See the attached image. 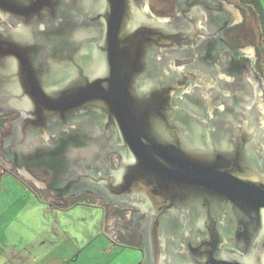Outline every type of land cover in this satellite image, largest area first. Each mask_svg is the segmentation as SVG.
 <instances>
[{"label": "flooded vegetation", "instance_id": "obj_1", "mask_svg": "<svg viewBox=\"0 0 264 264\" xmlns=\"http://www.w3.org/2000/svg\"><path fill=\"white\" fill-rule=\"evenodd\" d=\"M150 1L144 13L157 26L167 30L168 35L147 47V68L137 78L140 91L175 88L176 102L170 116L174 123H183L187 128L188 145H219L224 137L229 139L238 134L234 133L235 126L241 129L248 125L250 131L260 137L257 152L259 158L264 159L263 14L250 0L249 3L246 0ZM64 6L66 9L60 12L62 20L43 21V38L30 36L29 40L37 48L41 80L49 90L81 84L93 69L99 67L100 70L104 64L100 66L99 62L104 60L101 52L104 31L99 38L95 37L93 8L87 3H66ZM75 16L83 19L76 20ZM65 17L69 18L65 20ZM6 21L3 25H8L13 34L21 30L20 21ZM179 33L185 37H175ZM166 59L170 65L165 69ZM194 94L200 96L197 103V100L191 101ZM87 105L85 109L64 116L52 113L49 117L35 115L29 120L23 113L13 117L17 110L1 114L0 121L8 120L4 127L10 132L7 135L0 131L4 136V141H0V168L50 211H64L80 203L91 206L88 193L92 192L93 199L103 203L98 207L104 214L113 204L118 205L115 211L111 210L114 215L130 212L132 221L118 220L112 225L115 230L110 232L112 241L120 246H141L145 251L143 264H155L152 259L157 253L153 239L158 230L152 231V212H148L146 206L135 205L139 202L137 197L128 196L126 191L116 196L110 188L112 179L121 177L130 163L129 151L119 138L111 115L93 103ZM227 122L234 125L226 126ZM18 132L26 137L25 153L18 150L23 140L13 138ZM100 138L104 139L103 143L99 142ZM105 152L112 156L116 171L107 169L103 157L100 158V153L105 155ZM77 169L84 172L79 175ZM81 182H84L83 188ZM181 210L168 213L163 221L166 245L162 264H205L191 256L200 245L197 254L200 259L205 257L203 244L207 225L205 217L202 218L204 212L192 206ZM176 234L181 242L177 245L173 242ZM184 240L187 245L183 246ZM241 242L235 246V254L249 263H264L259 239L250 236L248 241ZM173 245L176 246L174 250ZM184 250L187 256L183 260L171 259L177 252L182 256L180 251Z\"/></svg>", "mask_w": 264, "mask_h": 264}, {"label": "water", "instance_id": "obj_2", "mask_svg": "<svg viewBox=\"0 0 264 264\" xmlns=\"http://www.w3.org/2000/svg\"><path fill=\"white\" fill-rule=\"evenodd\" d=\"M66 3H87L93 8L95 37L99 38L104 31V60H99L100 66L104 64L100 70L93 69L82 83L78 82L81 84L49 90L41 80L37 48L29 40L30 36L43 38V21L62 20L60 12L66 9ZM146 10V0H0V17L4 22L15 19L22 25L15 34L8 25L0 26V115L17 110L28 115L29 120L35 115L74 113L85 109L89 102L102 108L111 115L130 154V163L121 177L112 179L110 188L116 196L126 191L128 196L137 197L139 202L134 204L146 206L152 212V231L158 230L153 239L155 264H162L165 259L166 236L162 227L166 215L182 212L187 206L201 209L207 225L205 257L198 256L199 245L191 253L192 259L205 264H253L235 254L238 242L242 244L252 236L262 242L260 257L264 262V159L257 152L260 137L248 125L241 129L235 126L234 133L238 134L224 137L223 144H187V128L183 123H174L170 116L176 102L175 88L148 93L138 88L137 78L147 68V47L168 35L144 13ZM164 64L165 69L169 67V60H164ZM18 83L21 86H15ZM194 100L197 103L200 96L192 95L193 103ZM261 109L264 112V105ZM13 138L23 140L18 150L25 153V135L18 132ZM105 153H100L103 163L116 171L112 156ZM83 172L77 169L79 175ZM80 184L83 188L84 182ZM178 238L176 234L173 239L176 245L181 243ZM175 248L173 245L172 249ZM184 252L187 254V250L180 251L182 256L178 252L172 254L171 259L183 260L187 256Z\"/></svg>", "mask_w": 264, "mask_h": 264}, {"label": "rangeland", "instance_id": "obj_3", "mask_svg": "<svg viewBox=\"0 0 264 264\" xmlns=\"http://www.w3.org/2000/svg\"><path fill=\"white\" fill-rule=\"evenodd\" d=\"M146 1L147 5L152 3L149 0ZM261 3L264 10V0H261ZM0 23H5L1 17ZM20 114V112H16L13 117ZM0 122V131L9 135L10 129L4 127V123H7L8 120L2 119ZM2 140L4 141V136L1 135L0 141ZM1 159L4 158L1 157ZM4 161L9 165L7 160L4 159ZM0 169L3 172L0 173V216L2 217L0 220V264H29L21 258L23 255L12 261L10 258L8 259L7 253L9 247L13 244L12 242L18 244L20 250L24 246L30 247L33 255L31 264H38L34 256H42L40 247L41 244L44 245V241H48L49 245L68 247L71 255L73 250L79 249L80 253L74 259L73 264H138L143 259L144 251L142 249L139 252L132 250L130 246L117 249L115 253L101 252V250L109 249V242L106 238L101 237L103 210L99 207L103 203L94 200L92 192L88 193L91 194V206L80 203L67 210H55L54 212L50 211L47 205L39 203L31 197L29 191H24L11 176L4 175L5 171L2 168ZM116 206L118 205L113 204L111 206L112 212L115 211ZM111 210L105 214L106 221L109 222L108 225H111L106 227L108 233L115 231L112 225L116 221H132L133 216L130 215V212L127 215L119 212L114 215ZM14 216V221L17 218V222L23 225L21 230H24V228L30 229L29 233H26L27 237L24 242L20 238L22 235L18 234L11 235L9 239L8 237L5 239L2 237L6 231L4 228L5 220L8 217L11 220ZM29 238L31 242H29ZM141 238L139 237L140 240ZM7 240L11 243H6ZM135 242H138V238ZM86 245L87 247H84Z\"/></svg>", "mask_w": 264, "mask_h": 264}, {"label": "crops", "instance_id": "obj_4", "mask_svg": "<svg viewBox=\"0 0 264 264\" xmlns=\"http://www.w3.org/2000/svg\"><path fill=\"white\" fill-rule=\"evenodd\" d=\"M6 175H8V174H6ZM18 185L20 187H22L20 185V183H18ZM9 218L10 217H8L5 220L6 224L4 225V228L6 231H5L4 235L2 236L3 239H5L6 237H8V239H9V237H11V235L18 234V235H22L20 238L24 242L26 240V237H27L26 233H29L30 229L24 228V230H21L23 225H21L20 222H17V218L15 221H14L15 216L11 220H9ZM1 219H2V217L0 216V220ZM101 221H102V227H103L101 237L106 238V240H108V242H109V246H108L109 249L108 250L107 249L101 250V252L109 251L110 253H115V251L117 249L125 248L126 246H120V245H118V243L112 241V235L110 233H108L107 229H106V227H108V226L110 227V225H108L109 222L106 221L104 213H103ZM5 242L8 244L11 243L8 240ZM29 242H31L30 238H29ZM12 243L13 244L9 247V251L7 253L8 259L10 258L12 261V260H15V259H18L19 257H21L20 255H23V257H21V258L25 262L31 264L33 255H32V252L30 250V247L24 246V248L20 250L18 244L14 243V242H12ZM84 247H87V245ZM40 248H41L40 253L42 254V256H39V255L34 256V259H36L38 261V264H73L74 259H76V257L79 255L78 253H80V250L77 249V250H73V254L71 255L68 247H58L57 245L53 246L52 244L49 245L48 241L47 242L44 241V245L41 244ZM130 248L132 250H136L138 252L140 249H142L144 251V249L139 245H131ZM22 252H23V254H22ZM59 252H60V254H59ZM144 257L138 264H143Z\"/></svg>", "mask_w": 264, "mask_h": 264}, {"label": "trees", "instance_id": "obj_5", "mask_svg": "<svg viewBox=\"0 0 264 264\" xmlns=\"http://www.w3.org/2000/svg\"><path fill=\"white\" fill-rule=\"evenodd\" d=\"M246 2L249 3V0H246ZM250 3H252L256 7V9H258L264 16V10L262 7L261 0H250Z\"/></svg>", "mask_w": 264, "mask_h": 264}]
</instances>
